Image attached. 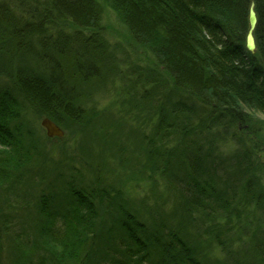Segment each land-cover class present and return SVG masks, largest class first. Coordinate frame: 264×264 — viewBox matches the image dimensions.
Returning <instances> with one entry per match:
<instances>
[{
    "label": "trees",
    "instance_id": "16d2710c",
    "mask_svg": "<svg viewBox=\"0 0 264 264\" xmlns=\"http://www.w3.org/2000/svg\"><path fill=\"white\" fill-rule=\"evenodd\" d=\"M255 1L251 53L249 0H0V135L15 134L0 151V264H83L91 253L98 264H264L263 163L250 142L264 131V0ZM107 4L153 53L158 68L144 78L116 65ZM41 49L63 59L49 65ZM119 79L155 111L154 130H140L149 157L137 162L155 174L144 185L158 188L154 200L115 167L131 126L120 136L116 115L103 119L92 101ZM43 117L65 136L49 138ZM17 201L35 207L32 226L5 212Z\"/></svg>",
    "mask_w": 264,
    "mask_h": 264
},
{
    "label": "rangeland",
    "instance_id": "374dc122",
    "mask_svg": "<svg viewBox=\"0 0 264 264\" xmlns=\"http://www.w3.org/2000/svg\"><path fill=\"white\" fill-rule=\"evenodd\" d=\"M103 28H104V36L108 40V43L112 45V50L115 54L116 57V65L119 67L120 70H129L131 68L138 69L139 71L143 72V77H145L146 73H149V69H157L158 65L156 63V59L153 55V53L150 50H147L146 48L138 45L135 43L125 30L124 26L122 23L119 22V20H116V16L107 10L105 6V15H104V20H103ZM123 71V72H124ZM161 71L160 74L163 77L164 80L167 79V75L163 73V70ZM140 72V73H141ZM126 73V72H124ZM120 78L121 75L119 76ZM144 80V79H143ZM119 81L122 83L121 86L119 84L114 86V84L110 85L106 90L105 94H100L94 97L92 100L93 103L97 104L100 109L99 111H103L104 118L109 117L112 113L116 115V117L119 119V123L117 124V129L120 127L121 130V135H124L127 133L128 127L131 126L130 130L128 131V134L126 136H121L122 140L124 139V142L129 148L128 155H126V158L123 162V164H115V167L118 168L119 170L127 173V178H128V183H133L136 182L137 184L135 185V191L138 192V195L140 198H155L156 193H158V188L154 187L152 188V191L147 192L144 189V185L152 184L153 179L152 177H155L154 172L152 173H147L145 172V166L146 164H141L142 161L145 163V159L149 155L148 153V148H149V143L148 141H142L139 135H136V138H132L135 136V132H137L140 127L145 126L144 129L148 133H150L153 129V121L151 120L153 117L154 112L151 108V106L148 105H143L141 102L136 100L133 96H131V92L128 90L122 89V85H125V81L123 79H119ZM117 88V89H115ZM130 97H132L135 101L132 99L130 100ZM136 106V107H135ZM118 113V114H117ZM118 115V116H117ZM259 119L264 120V114H257L256 115ZM100 121V118H97ZM148 123V125H147ZM1 128V127H0ZM134 129V131L132 130ZM69 134L67 137H69ZM73 135H75V132H73ZM252 140V143H257L259 148H258V153L261 158V161L263 163V173H264V131L261 136L253 135L250 136V142ZM258 140V141H257ZM50 145L54 146V143H50ZM49 146V145H48ZM51 147V146H50ZM49 147V148H50ZM54 154V153H53ZM149 157V156H148ZM126 159L130 162L128 165V162ZM138 159H140L141 163H137ZM56 168V166H54ZM63 170V169H61ZM111 171L114 170V167L110 169ZM131 174V175H130ZM264 176V175H263ZM55 177L56 183L57 184H64V179L60 177L59 172L54 174L52 178ZM126 178V180H127ZM67 183V182H66ZM65 183V184H66ZM31 195V194H30ZM2 196V195H1ZM0 196V197H1ZM30 198V196H29ZM12 199V198H11ZM32 199L37 201L36 194L33 197L32 194ZM58 202V199L56 200ZM35 203V202H34ZM20 201L15 202L14 207L12 206H7L5 212L10 213L14 218L16 219H21L25 218L26 223L28 221L29 225L32 226V220L33 219V214H36L35 208H23V204ZM76 213V218H82L84 217V213ZM28 219V220H27ZM28 225V224H27ZM79 224H72L71 229H74L72 233H74L75 230H77ZM103 222H100L99 224V230L100 233H105L103 231ZM30 233H32V229L29 228ZM39 239L35 237V244ZM40 245V244H38ZM73 257L77 260L80 259L81 252L74 253L72 252ZM95 253L87 254V258H85L83 264H98L97 262L92 259L91 255H94ZM85 256V257H86ZM225 257V256H224Z\"/></svg>",
    "mask_w": 264,
    "mask_h": 264
},
{
    "label": "bare ground",
    "instance_id": "6f19581e",
    "mask_svg": "<svg viewBox=\"0 0 264 264\" xmlns=\"http://www.w3.org/2000/svg\"><path fill=\"white\" fill-rule=\"evenodd\" d=\"M255 3V8H254V10H255V12H256V16H257V18H258V23H259V14H258V12H257V8H256V1L255 0H249V8H248V10H249V13H248V28H247V31H246V34H245V47H246V49H247V51H249L248 50V48H247V39H248V36H249V23H250V17H251V11H252V9H251V5H252V3ZM106 8H107V10L108 11H110V12H112L115 16H116V20H119V22L121 23V20H122V15L119 13V12H117L114 8H113V6L111 5V4H107V6H106ZM257 27H258V24H257ZM257 27H256V30H257ZM141 46V45H140ZM142 47H144V46H142ZM144 48H146L147 50H149L147 47H144ZM59 53V52H58ZM60 54V53H59ZM41 55L43 56V59L45 60V61H47L48 62V64L49 65H54V64H57L61 59H63V57H61L60 55H58L57 56V59L55 60V61H53V59H50V57H48V55H47V53L46 52H44L43 51V49H41ZM79 56L80 57H83L84 56V54L83 53H79ZM44 118H46V117H43L42 119H41V121H40V124H41V126L43 127V129L45 130V132L47 133V130H46V128L44 127V125L42 124V121H43V119ZM14 128H16L15 126H13ZM144 126H142V127H140V129L138 130V132H139V137L142 139V137H141V133H140V130L143 128ZM154 128L155 127H152V129L154 130ZM6 133H9L10 134V138H12L13 140H15V134L13 133V132H8V130L7 131H5ZM5 132H3L1 135H0V151H2L4 148H6V147H8V145H7V135L5 134ZM54 138H56V139H60L61 137H54ZM51 139H53V137H51ZM182 144H180V142H178L176 145H174L173 147H172V149H175V148H179L180 146H181ZM178 146V147H177ZM255 153L257 154V155H259V153H258V149H255ZM74 180H82V179H80V178H76V177H74L73 178ZM65 193V192H64ZM69 194H64V195H62L61 197H59V199L63 202V203H68V207L70 208V209H73V210H76V211H78V212H82V210H83V208L82 207H79V206H73L72 205V201H73V199H74V196H72V197H70V199H69V201H67L66 200V197L68 196ZM91 206L93 207V203L91 204ZM35 207L33 206L32 207V209H34ZM84 211V210H83ZM93 241H96V242H100L101 241V237H99V236H95L92 240H90V244L92 245V246H94L95 244L93 243ZM120 246V244L119 243H117V245H116V247H119Z\"/></svg>",
    "mask_w": 264,
    "mask_h": 264
},
{
    "label": "water",
    "instance_id": "95a60500",
    "mask_svg": "<svg viewBox=\"0 0 264 264\" xmlns=\"http://www.w3.org/2000/svg\"><path fill=\"white\" fill-rule=\"evenodd\" d=\"M255 3L253 2L251 5V17L249 23V36L247 39V48L250 52L255 53L257 50V42L255 37V31L258 24V18L256 16V12L254 10ZM42 124L47 130V135L49 137H63L65 135V131L58 125L55 121L46 117L43 119Z\"/></svg>",
    "mask_w": 264,
    "mask_h": 264
}]
</instances>
